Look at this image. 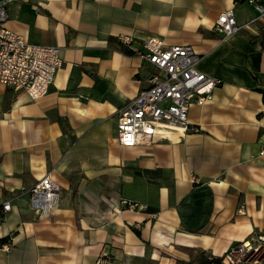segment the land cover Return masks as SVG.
Listing matches in <instances>:
<instances>
[{"label": "crops", "instance_id": "0c3cea01", "mask_svg": "<svg viewBox=\"0 0 264 264\" xmlns=\"http://www.w3.org/2000/svg\"><path fill=\"white\" fill-rule=\"evenodd\" d=\"M227 10L239 25L255 16L235 0H11L5 26L59 48L63 67L37 102L0 85V264L225 262L264 233V30L223 37L213 27ZM121 37L133 49L150 38L190 46L197 70L221 81L185 130L152 146L116 140L118 111L151 72ZM46 175L61 192L43 220L28 191Z\"/></svg>", "mask_w": 264, "mask_h": 264}, {"label": "built area", "instance_id": "2783aa9c", "mask_svg": "<svg viewBox=\"0 0 264 264\" xmlns=\"http://www.w3.org/2000/svg\"><path fill=\"white\" fill-rule=\"evenodd\" d=\"M11 0H0V85L14 92H22L30 102L43 99L63 67L61 51L56 47L34 45L5 26L7 5ZM251 6L255 16L246 23L237 24L232 10L219 14L213 30L227 38L250 27L264 30V4L257 0H243ZM120 44L136 51V55L151 72L147 87L117 113L116 140L120 147L132 149L151 146L156 140L169 138L172 131L185 130L192 106L213 102L214 91L221 81L197 70L198 57L190 46H167L162 40H142L133 49L130 37H121ZM60 187L46 175L37 180L28 191L29 210L40 219H48L58 207ZM129 211L142 208L134 202L122 200ZM11 200L2 202L3 213L12 209ZM257 249L254 239L234 245L224 263H230L231 254L250 262ZM95 264H102L97 260Z\"/></svg>", "mask_w": 264, "mask_h": 264}, {"label": "rangeland", "instance_id": "374dc122", "mask_svg": "<svg viewBox=\"0 0 264 264\" xmlns=\"http://www.w3.org/2000/svg\"><path fill=\"white\" fill-rule=\"evenodd\" d=\"M153 145V144H152ZM151 145V146H152ZM78 189V187H73L72 189V193H71V196H72V205L73 207H75L74 204H76V190ZM141 207V206H140ZM28 208H29V204H28ZM57 209V208H56ZM55 209V210H56ZM54 210V211H55ZM53 211V212H54ZM34 214V213H33ZM35 215V214H34ZM36 216V215H35ZM49 219V218H48ZM48 219H43V220H48ZM134 230H136L137 228L133 227ZM253 239H254V245H255V248L257 249L256 253H254V256L253 258L250 260V262L246 263L245 261H243L242 259L240 258H237L236 255H233L231 254L230 256V263H224L222 261L221 264H264V233L262 234H259V235H256V236H253ZM209 256H203V255H200L199 258L194 261L195 264H198V262L201 260V258H208ZM102 264H109V263H102ZM139 264V263H138Z\"/></svg>", "mask_w": 264, "mask_h": 264}, {"label": "trees", "instance_id": "16d2710c", "mask_svg": "<svg viewBox=\"0 0 264 264\" xmlns=\"http://www.w3.org/2000/svg\"><path fill=\"white\" fill-rule=\"evenodd\" d=\"M235 1L243 2V0H235ZM120 50L122 53H124L126 55H135L136 54V52H134L130 49H127L125 46H123L121 44H120ZM135 233L137 236H140V234L137 231ZM4 245H10V236H6V237L0 239V247H2ZM221 263H222L221 259L213 258V257L201 258V260L198 262V264H221ZM180 264H193V263H180Z\"/></svg>", "mask_w": 264, "mask_h": 264}]
</instances>
